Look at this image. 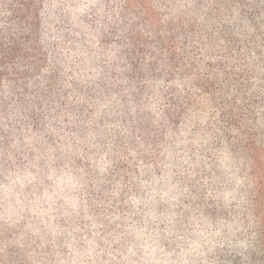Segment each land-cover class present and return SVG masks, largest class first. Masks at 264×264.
<instances>
[{
    "label": "trees",
    "instance_id": "obj_1",
    "mask_svg": "<svg viewBox=\"0 0 264 264\" xmlns=\"http://www.w3.org/2000/svg\"><path fill=\"white\" fill-rule=\"evenodd\" d=\"M0 264H264V0H0Z\"/></svg>",
    "mask_w": 264,
    "mask_h": 264
},
{
    "label": "rangeland",
    "instance_id": "obj_2",
    "mask_svg": "<svg viewBox=\"0 0 264 264\" xmlns=\"http://www.w3.org/2000/svg\"><path fill=\"white\" fill-rule=\"evenodd\" d=\"M160 250L164 251V248H160ZM132 251H136V249H135V250H131V249H129V253H128V254H130V255H132V256L136 255V254L133 253Z\"/></svg>",
    "mask_w": 264,
    "mask_h": 264
}]
</instances>
